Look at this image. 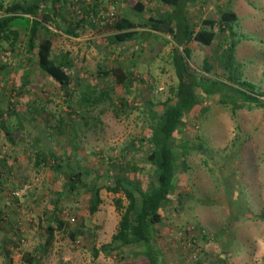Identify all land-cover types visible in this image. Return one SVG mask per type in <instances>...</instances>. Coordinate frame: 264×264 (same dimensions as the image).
<instances>
[{
	"label": "rangeland",
	"instance_id": "obj_1",
	"mask_svg": "<svg viewBox=\"0 0 264 264\" xmlns=\"http://www.w3.org/2000/svg\"><path fill=\"white\" fill-rule=\"evenodd\" d=\"M14 1L35 2L4 0L5 5ZM105 2L109 5V1ZM91 3L92 0H79L75 6L60 3L55 8L60 18L54 15L52 5L43 14L49 17L47 28L51 36L56 35L54 57L66 55L73 60L67 71L77 87L71 103L75 116L67 108L60 89L26 59L28 33H21L22 41L14 51L0 53V114L9 124L11 120L15 129L19 118L10 116L8 109L18 108L24 126L12 133L13 144L5 137L7 131L0 127V181L1 176L7 179L0 184V211L4 213L5 228L18 227L26 238L23 253L35 255L46 239L53 205L58 203L60 220L70 223L73 229L83 224L91 232L76 245L66 234L56 232L40 264H94L93 248L112 243L121 215L114 202L119 196L111 194L102 183L96 185L101 189L102 204L93 216L89 212L93 195L87 191L61 198L63 188L53 169L36 165L33 153L51 152L70 160L72 167L79 166L105 178H124L148 189L155 182L154 168L143 160L151 151V125L155 116L163 113V104L174 96L178 85L170 54L168 57L165 49L156 55V49L162 45L155 48L151 44L148 49L143 48L148 53L139 51L135 55L124 48L127 58H115L122 50L106 44L108 34L112 33L110 27L104 24L97 29L96 20L83 26L80 22L81 14ZM220 4L224 9L235 10L238 16L233 67L264 92V0H209L207 16H214ZM64 21L78 38L67 33ZM43 37L47 34L43 33ZM216 49L193 45L190 64L203 74L204 61L209 59L212 70L208 77L226 80V68L218 55L227 56L229 52L216 53ZM144 57H148L150 76H146L147 70L139 62ZM120 64L137 66L134 73L141 77L129 93L117 88L111 77L99 75ZM105 92L114 103L127 93L128 106L122 112L109 107L108 100L92 106L95 97ZM79 97L91 103L80 105ZM186 122L187 126L176 136L175 154L180 165L177 191L171 198L173 202L162 210L163 222L155 227L162 264H254L256 237L260 230L264 231V222L259 220L264 218V110L244 109L233 114L220 105L218 96L202 97ZM184 141L188 142L187 149L181 146ZM134 165H138L140 172L133 170ZM6 166L11 167L9 173ZM92 181L90 177L87 185ZM23 186L29 190L15 202L12 193ZM194 245L200 256L193 261ZM11 251L14 264H25L22 252L16 248ZM133 251H116L112 256L102 253L97 264L147 263L143 256L133 258ZM0 264H4L1 254ZM259 264H264V259Z\"/></svg>",
	"mask_w": 264,
	"mask_h": 264
},
{
	"label": "trees",
	"instance_id": "obj_2",
	"mask_svg": "<svg viewBox=\"0 0 264 264\" xmlns=\"http://www.w3.org/2000/svg\"><path fill=\"white\" fill-rule=\"evenodd\" d=\"M89 1L91 2V0ZM116 1L111 0L112 5H108L105 0H92L86 11L82 14L80 12L81 24L87 21L95 22V20L97 26L106 24L114 33L106 40L108 44L112 45L129 44L137 37H142L144 34L136 31L138 27L171 38V50L168 57L170 54L178 85L173 91L174 96L168 98L163 104V113L157 117L155 116L148 140L151 151L143 159L154 168L155 182L150 184V188L145 189L139 183L124 178H105L102 174L82 170L79 166L72 167L70 160L51 152L37 150L33 153V156L36 165H39V167L46 166L53 169L56 180L61 183L63 188L62 193H60L61 198L68 195V193L75 194L81 190L93 195L89 206L91 216L99 211L102 204L101 189L97 188V183L104 184L111 194L119 196L114 201L115 207L121 215L119 227L109 246H103L101 249L93 248L94 264H97L102 253L112 256L113 252L123 253L122 250L129 248L134 250L132 253L133 258L143 256V258H146V264H162V253L155 237V227L163 222L162 210L173 202L171 198L177 191L180 165L175 154L177 148L176 136L183 127L187 126L186 117L199 106L202 97L218 96L220 105L229 108L233 114L244 109L264 110V92L253 83L242 78L241 74L233 67V53L237 45L234 39V27L238 22V17L233 11L229 9L220 10L216 18L204 21L202 27L195 31L191 28L185 8L190 2L196 3L199 0H155L162 6L171 8V13L167 18L158 20L151 18L146 24L137 27L136 24L119 17ZM134 1V8L142 12L144 10L143 3L140 0ZM78 2L79 0H35L33 3L14 1L10 5H5L4 0H0V53L14 51L17 43L22 41L21 33H28L26 59L32 65H37L60 89L65 98V103L68 105L67 108L71 109L72 116L76 115V110L72 109V100L76 97L77 87L67 70L71 68L73 60L70 61L69 58H66V55H59L57 59L54 57V38L56 35L51 36L52 32L47 28L50 21L49 17L43 14L44 10L52 5L54 15L56 18H60L59 12H56L55 9L58 4L75 6ZM103 9L106 11L102 13ZM112 14H114V18L110 17ZM65 24L68 28L67 33L71 37L78 38L74 30H70V24L67 22ZM43 33H46L47 37H43ZM192 43H197L205 48L215 46L217 47L216 53L225 50L229 52L227 56L218 55L220 63L226 68V80L208 77L207 74L212 70L208 62L209 59L204 61L205 73H199L192 68L190 64L193 54L190 48ZM225 46H229V48L225 49ZM116 55L118 56L117 53ZM1 68L5 69V67ZM99 75L105 78L111 77L115 86L125 89L127 93L131 90L134 82L141 78L137 77L131 70L128 71L121 66L105 70ZM127 93L121 94V98L117 99L118 102L114 103L105 92L103 93L105 96L95 97L92 106L96 107L108 100L110 101L109 107H113L116 112L118 110L122 112L124 107L128 106L125 103ZM84 102L91 103L79 97L80 105ZM8 112L11 114L9 109ZM16 114L14 113L15 116ZM21 114H17L18 117L22 118ZM4 118L0 114V127L7 131L5 137L13 144L14 131L23 130L24 126L19 118L18 126L13 129V122L10 120L12 118L7 119L10 120V124ZM181 146L183 149L189 147L187 141L182 142ZM136 149L138 152L139 147H136ZM6 168L8 169L6 173H9L11 167L6 166ZM132 168L136 173L140 172L138 165H134ZM90 177L93 181L90 185H87V180ZM5 181H7L6 177L1 176L0 184L6 183ZM1 190H3V187ZM16 192L13 191L12 196L14 201L18 202L21 197H16ZM59 213L60 209L58 203H56L53 205L50 224L45 229L46 239L41 249L36 251L35 255H25L23 251L26 238L18 227L9 230L5 228L4 213L0 211V254L4 259V264H14L11 248H16L19 252H22L25 264H40L49 252L56 232L66 234L74 245L78 243L80 238H85L87 234L91 236V232H88L83 224L76 229L71 228L70 223L59 219ZM68 228L69 230H67ZM140 248H143V251H140Z\"/></svg>",
	"mask_w": 264,
	"mask_h": 264
},
{
	"label": "crops",
	"instance_id": "obj_3",
	"mask_svg": "<svg viewBox=\"0 0 264 264\" xmlns=\"http://www.w3.org/2000/svg\"><path fill=\"white\" fill-rule=\"evenodd\" d=\"M114 1V0H112ZM116 1V0H115ZM143 5H144V10L142 12L137 11L134 6H135V1L134 0H117L116 1V5H117V14L119 15V17L121 18H125L126 20L130 21V23L136 24L137 27L141 24H146L148 20H150L151 18L154 19H164L167 18L169 16V14L171 13V8L169 7H165L162 6L160 3H158L155 0H140ZM109 5H112L111 0L109 1ZM209 5V0L208 1H197L196 3H189L187 5V7L185 8V11L188 15V21L191 25V28H193L195 31H198L201 27H202V23L204 21L207 20H212L214 18H216V16L218 15L219 11L222 8L221 4L220 6L215 8L216 13L214 16H207V14H209V12L207 11V9ZM228 9V8H225ZM106 10L103 9L102 13L105 12ZM212 11V10H211ZM233 11L236 15V11L235 10H231ZM238 17V16H237ZM84 25V23L82 24V26ZM101 25H98L97 29H100ZM136 31L138 32H142L144 35L142 37H137V39L131 41V43L129 44H123V45H115V44H108L109 46H114L116 48H128L130 51H132V53L135 55L137 54L139 51H144L143 48L148 49V47L154 46L155 48L157 47V45H162L159 46V48L156 49V55L162 54V52L165 50L166 54H168L171 50V47L169 48L168 45L170 44L171 38L169 36L160 34V33H151L149 30L146 29H142V28H137ZM114 33H109V37L111 35H113ZM90 41V39H88ZM193 45H197V43H192L190 45V48L192 49ZM193 51V50H192ZM143 53H148V51H144ZM123 57L127 58L125 56V54H123V50H122V54H118V56H116L115 58H122ZM138 56V55H137ZM146 58V59H145ZM142 61L140 62V65L143 66V68H145L147 70L146 76L149 75V70L150 68L147 67L148 65V57H144L142 58ZM121 61V60H120ZM121 67L125 68L126 70H131L132 72L136 71V67L137 66H130V67H125L122 66V64H120ZM117 66V67H120ZM72 67V66H71ZM151 75V74H150ZM149 75V76H150ZM75 83V82H74ZM76 85V83H75ZM13 108V109H12ZM11 115L10 116H15L14 113L16 114H21V112L19 111V109H15V107H11ZM16 114V117H18L19 115ZM20 118V117H18ZM259 220H262L264 222V218H260ZM258 236L256 237V245L254 248V253L252 254V261L254 262V264H259L260 262H262V259H264V231L260 230V232L257 234ZM233 238V236H232ZM233 242V240H232ZM230 247H232V245H229ZM224 253V252H223ZM239 253V252H238Z\"/></svg>",
	"mask_w": 264,
	"mask_h": 264
},
{
	"label": "built area",
	"instance_id": "obj_4",
	"mask_svg": "<svg viewBox=\"0 0 264 264\" xmlns=\"http://www.w3.org/2000/svg\"><path fill=\"white\" fill-rule=\"evenodd\" d=\"M111 18H114V14H112L110 16ZM29 190V187L27 186H23L21 189H19L16 193L15 196L16 197H22L27 191ZM185 245V244H184ZM189 247V245H187ZM195 249L193 250V258L192 260H197V258L199 259V249L194 245ZM190 248V247H189Z\"/></svg>",
	"mask_w": 264,
	"mask_h": 264
}]
</instances>
